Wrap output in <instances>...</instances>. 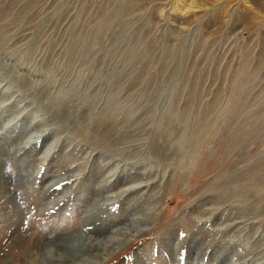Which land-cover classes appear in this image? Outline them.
I'll return each instance as SVG.
<instances>
[{"label": "rangeland", "instance_id": "rangeland-1", "mask_svg": "<svg viewBox=\"0 0 264 264\" xmlns=\"http://www.w3.org/2000/svg\"><path fill=\"white\" fill-rule=\"evenodd\" d=\"M0 70L1 88L15 74L83 98L59 127L35 126L16 85L0 96V264H36L10 243L20 232L67 241L137 210L146 230L100 264H264V0H0ZM26 126L39 134L23 143ZM112 168L115 193L149 182L137 208L132 194L99 209Z\"/></svg>", "mask_w": 264, "mask_h": 264}, {"label": "bare ground", "instance_id": "bare-ground-1", "mask_svg": "<svg viewBox=\"0 0 264 264\" xmlns=\"http://www.w3.org/2000/svg\"><path fill=\"white\" fill-rule=\"evenodd\" d=\"M120 1H122V0H120ZM112 4H114V3H112ZM111 6H113V5H111ZM118 8L119 7H117V9ZM113 11H115V10H113ZM109 15H111V14H109ZM113 20H115V19H113ZM115 26H116V23H115ZM108 27H110V26L108 25ZM98 29H100V27ZM102 33H103L102 30H98L97 32H95V34L92 36L93 40L99 38ZM1 68H3V66ZM11 74H12V72H11ZM0 76H2L3 79H5L2 70H0ZM23 80H25V79L22 78V77L19 79L14 74V76L11 77V79H8L7 82L10 83V84L14 83L13 86H15V85L17 86L16 90L17 91L20 90V92L17 94V97L19 95V98H20L21 101H23V99L26 100L25 102L26 103L28 102V105H30L33 102V103L36 104L37 107H39L40 110L43 111V114H36V113L34 114L33 118L35 119L34 120L35 122L34 121L33 122L35 123V126L36 125L42 126L47 121H49L48 120V118H49L50 121L56 119L58 123L63 121L62 125L58 124L59 127L60 126L62 127L63 125L65 126L66 124H68L67 121L69 120L70 117H71L70 118V122L71 123L70 122L69 123L72 124L74 127H76L78 125L77 124L78 122H77L76 117L74 115L79 113V111H77V109L83 104V98L82 97L80 98L78 96L75 98V94L77 93V86H78V85H76V83H77L76 81L74 83L76 85L74 87V89L69 91V95L73 93L74 96H72V95L71 96H67L66 95L67 96V100H66V97H65L64 94H59L57 97H53V98L52 97L51 98H46L44 94H43L44 95L43 97H40L39 94L35 92L34 86H32V87L30 86L29 87L27 85L26 80L25 81H23ZM13 86L12 85L9 86V84H8V86L6 85L3 88L0 87V96H2V97L3 96L4 97L11 96L12 97L13 96V89H12ZM49 96H51V94ZM73 98H75V99L73 100ZM21 101H19V102H21ZM122 108L123 107H120L118 105H114L113 109H112V107H110V110L112 111L110 113L112 115L115 114V113L117 114V111L120 112ZM7 110L9 111L11 109L7 108ZM168 111H170V110H168ZM165 113H166V110H165ZM172 113H173V117H174L175 116L174 112L172 111ZM111 114H109L110 117H111ZM125 114L130 116L132 114V112H130L128 110V112L125 113ZM30 128H28V126H26L25 128H23L24 130H22L24 133L27 134L26 138L23 140V143L29 142L32 138H34L35 136H37L39 134L38 131L31 133L30 131H28V130H31ZM6 132H8V131H6ZM2 133L3 132H0V136L3 135ZM181 142L183 143V139L182 140L179 139V144ZM160 143L162 144V142H160ZM163 144L164 145L162 146V145H158L156 143V147L154 148L155 151H153V153H155L156 157L157 156H165L164 153H166V151H168V150L170 151L169 146H166L167 145L166 143H163ZM9 152L12 153L13 152L12 149L7 150L8 154H9ZM44 152H46V150H44ZM69 168H70V166H69ZM101 172L102 171H98L97 170V172H95L94 175L98 176V173H100V175L104 176L103 174H101ZM122 172L123 171H120V173H118L115 170H113V168H112L111 170H109L108 174H106L107 175L106 179H105V177H103V179H100L99 181H97L99 185L97 186V188L94 189L95 192H97L96 193V197L98 198L100 196V190H102V189H104V192H107V193L108 192H114L112 190H113L114 187L117 186L116 184L118 182L116 179L118 178L120 180V178H121V180H122L123 177H124L121 174ZM120 174H121V177H119ZM0 178H3L1 172H0ZM108 178H110L112 180L110 181V179H108ZM75 179H76V176H75ZM60 180H61V178L58 177L54 182L50 183L49 186H47V187L54 189V187L57 186L60 183L59 182ZM1 181H2V183H5L4 178ZM108 181H110V182H108ZM126 182H127V180H126ZM148 184H149V182H145L143 179L139 180V181L133 180V182L129 181V183L123 185V188H120V191L117 190L116 193L114 192V193L106 194L105 195L106 202L99 203L98 207H99V209H102L104 206H109L110 207L111 206L110 202L114 201V199H116L118 196H120L122 200H126L128 198V196H130L132 194H136L137 195L136 198H138V199H136V201H134L133 205L132 204L131 205L133 206L132 207L133 209H134V207L137 208L138 204L142 203L145 200L144 198L139 197V194H140L141 190L144 187H146ZM1 186L5 190L8 187V185H6V183H5L4 186L1 184ZM147 199H148V197H147ZM243 205H245V201H244ZM248 206L249 205H246L244 210H248L249 209ZM243 207L241 206V209ZM241 209H239V210H241ZM129 210H130V208H129ZM18 211H19V209H18ZM133 214L135 216L131 217L130 219H127V221H125L124 223L118 224L116 226L110 225V223L113 221V219L107 218L106 222L100 223L98 227L95 226L94 228H90V229H86L85 228V229H82V230H78L74 235H71L70 237H68L67 241L58 240V239H52V238L47 239L46 236H43L42 234H40V232H38L39 234H37V233H35L34 230L31 229V230H29V231H31L30 232L31 235L25 236L24 233L20 232L21 235L19 234V235L15 236L11 240L10 243H12L13 247L18 248L20 250V251H18V256L20 258H25V256L28 255L27 258L28 259L31 258L30 261L33 262V263H36V264H100L105 259H107L110 256H112L113 254H115L117 251L121 250L127 243H130L132 240H134L136 237H138L140 234H142L146 230L145 227H146L147 223H146L145 219L149 216V214L146 213V212H143V213L142 212H138V210L135 213H133ZM99 215H100V212L98 211V213H97V211H96V213L94 215H92L93 218L91 219L92 222H90V223L96 222V220L99 219V217H98ZM243 215H244V212H243ZM16 216H18V214H16ZM118 218H120V217H118ZM240 222H241V220L237 221L238 224H240ZM15 227H16V225H15ZM10 243L8 245H10ZM224 252L227 254L228 253V249L227 250H223L222 253H224ZM9 255H8L7 259L2 258L0 256V263H5L7 260H11L12 257H9ZM12 255H10V256H12ZM221 255H223V254H221ZM242 262L244 263V260ZM139 263H141V262L139 261ZM229 264H237V263L233 262V263H229Z\"/></svg>", "mask_w": 264, "mask_h": 264}]
</instances>
